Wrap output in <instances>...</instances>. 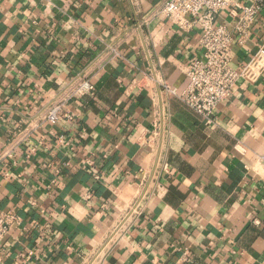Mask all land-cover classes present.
<instances>
[{
  "label": "crops",
  "instance_id": "crops-1",
  "mask_svg": "<svg viewBox=\"0 0 264 264\" xmlns=\"http://www.w3.org/2000/svg\"><path fill=\"white\" fill-rule=\"evenodd\" d=\"M165 1L0 0V214L21 218L0 264H264V70L208 125L164 92L201 56L197 29L145 24ZM86 70L95 96L48 124Z\"/></svg>",
  "mask_w": 264,
  "mask_h": 264
},
{
  "label": "built area",
  "instance_id": "built-area-1",
  "mask_svg": "<svg viewBox=\"0 0 264 264\" xmlns=\"http://www.w3.org/2000/svg\"><path fill=\"white\" fill-rule=\"evenodd\" d=\"M224 14L234 18V23L227 19L218 22ZM159 17L170 20L183 31L197 29L201 51V56L186 67V88L179 92L165 85L164 92L196 112L208 125L215 124L218 106L231 96L237 83L254 81L264 70V36L263 46L241 71L232 66L234 46L245 45L252 37L253 28L261 21L264 25V0H167L144 22L149 24ZM111 55L112 58L117 56L114 49ZM91 73L86 70L68 84L59 102L49 109L45 118L48 124L59 122L66 102L95 96ZM20 224L21 218L15 213L0 214V248L10 230Z\"/></svg>",
  "mask_w": 264,
  "mask_h": 264
},
{
  "label": "rangeland",
  "instance_id": "rangeland-1",
  "mask_svg": "<svg viewBox=\"0 0 264 264\" xmlns=\"http://www.w3.org/2000/svg\"><path fill=\"white\" fill-rule=\"evenodd\" d=\"M261 170V172H263L264 173V164H263V167H262V169H260Z\"/></svg>",
  "mask_w": 264,
  "mask_h": 264
}]
</instances>
